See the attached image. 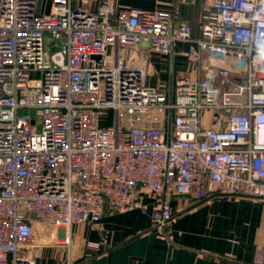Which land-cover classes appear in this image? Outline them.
<instances>
[{"label":"built area","instance_id":"built-area-1","mask_svg":"<svg viewBox=\"0 0 264 264\" xmlns=\"http://www.w3.org/2000/svg\"><path fill=\"white\" fill-rule=\"evenodd\" d=\"M39 1L0 0V264L146 200L163 228L173 196L264 197V0H211L198 37L161 9ZM176 43L195 76L149 85Z\"/></svg>","mask_w":264,"mask_h":264},{"label":"crops","instance_id":"crops-1","mask_svg":"<svg viewBox=\"0 0 264 264\" xmlns=\"http://www.w3.org/2000/svg\"><path fill=\"white\" fill-rule=\"evenodd\" d=\"M101 1L71 0V4L95 11ZM45 2L48 8L43 9ZM210 3L211 0H115V8L168 11L175 24L188 23L193 37H198L204 9ZM39 8L47 13L49 0H40ZM186 46L176 43L169 55L149 56V85L169 90L176 80L195 76L181 54ZM146 203L145 209L105 213L93 227L77 223L69 230L59 229L63 244L38 249L35 264H264V197L173 196V216L163 228L153 225V205L148 200Z\"/></svg>","mask_w":264,"mask_h":264},{"label":"rangeland","instance_id":"rangeland-1","mask_svg":"<svg viewBox=\"0 0 264 264\" xmlns=\"http://www.w3.org/2000/svg\"><path fill=\"white\" fill-rule=\"evenodd\" d=\"M47 4H48V3H46V2L43 4V9H44V8H48ZM49 4H50V1H49ZM21 112H22V111H21Z\"/></svg>","mask_w":264,"mask_h":264}]
</instances>
